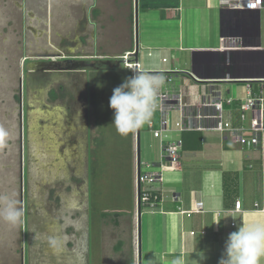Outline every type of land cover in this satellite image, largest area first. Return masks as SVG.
<instances>
[{
    "label": "crops",
    "instance_id": "crops-1",
    "mask_svg": "<svg viewBox=\"0 0 264 264\" xmlns=\"http://www.w3.org/2000/svg\"><path fill=\"white\" fill-rule=\"evenodd\" d=\"M244 1L137 3L138 47L134 57L137 61L139 56L143 58L138 61L139 68L155 75H169L172 81L164 82L162 88L173 96L181 92L185 103L198 104L212 87L217 88L224 98L233 99L232 104H224V116L233 127L246 125L240 115L233 121V112H240L237 104L248 94L260 95V80L264 78V0L260 9L249 10L241 8ZM96 3L97 0H70L61 13L71 30L76 31L77 18H82L85 26L84 30L78 28L79 35L68 48L69 54L79 48L80 54L87 56L84 59L100 58L95 57L102 35L98 18L93 15ZM58 19L56 11L51 19L53 25ZM261 94L264 96V89ZM175 113L179 120L177 110L168 112V117ZM245 114L248 121L253 112ZM153 119L154 128H159L160 113L154 112ZM155 138L159 157L162 142L181 139L182 150L174 163H160V158L152 162L161 165L162 181L154 185L161 200L153 209L140 210L139 239L134 177L133 231L127 264H170L175 256H182L186 264H219L231 232L240 225L264 223L260 151L244 148L227 133L179 131L172 123L162 138ZM236 199L241 201L240 211L234 210ZM197 201L202 202V210L195 212Z\"/></svg>",
    "mask_w": 264,
    "mask_h": 264
},
{
    "label": "flooded vegetation",
    "instance_id": "flooded-vegetation-1",
    "mask_svg": "<svg viewBox=\"0 0 264 264\" xmlns=\"http://www.w3.org/2000/svg\"><path fill=\"white\" fill-rule=\"evenodd\" d=\"M67 26L59 35V52L67 53L75 42ZM77 26L76 36L84 30L82 18ZM55 55L46 50L23 55L18 68L17 133L0 147V196L15 200L21 216L15 223L0 216L4 264H89V67L64 68L68 60L48 58ZM43 60L58 64L48 67ZM92 62L94 69L108 65Z\"/></svg>",
    "mask_w": 264,
    "mask_h": 264
},
{
    "label": "rangeland",
    "instance_id": "rangeland-1",
    "mask_svg": "<svg viewBox=\"0 0 264 264\" xmlns=\"http://www.w3.org/2000/svg\"><path fill=\"white\" fill-rule=\"evenodd\" d=\"M68 2L69 0H0V128L8 132L2 145H6L7 140L17 133L15 92L18 68L22 64L23 55L46 50L57 54L48 57L51 59L60 60L59 58L63 57L66 60H87L84 59L87 56L83 57V54H80L79 48L76 49L78 52L72 54L58 51V35L63 34L68 27L61 15ZM96 4L93 15L98 18L102 35L95 48V57L100 58L89 57L88 60L90 62L93 60L99 66L105 61L115 65L116 60H121L115 58L116 55L124 56L126 50L136 47L134 0H97ZM56 11L60 19L53 25L49 15L52 14L54 19ZM43 21H46V24H43ZM71 31V34L76 36L74 34L76 31ZM41 33L45 35L41 36ZM78 41L80 44L83 43ZM114 58L116 60H113ZM30 59L33 58L30 56L28 60ZM142 59V56L138 57L139 62H142ZM69 65L73 64L66 63L63 67L68 68ZM104 66L105 69L93 67L87 69L90 84L88 108L93 127L92 148L88 160L91 264H100L98 263L100 261L101 264H127L129 250L131 252L129 246L132 243L131 218L137 160L139 157L141 167L145 163L159 161V146L158 138L153 136L147 124L139 129L138 136L137 130L127 136H121L116 131L115 125L112 124L114 110L110 108L109 100L113 89L131 77L132 72L123 63L111 69L107 64ZM163 75L165 74H158ZM233 115V121H237L240 112L234 111ZM170 118V124L175 126L178 115L172 114ZM244 122L248 125L249 119L242 123ZM170 136L173 137V133ZM8 151L7 148L6 152ZM7 157L9 163L11 159L10 156ZM6 173L8 174V171ZM155 207L143 206L142 210ZM4 262V256L2 259L0 254V264Z\"/></svg>",
    "mask_w": 264,
    "mask_h": 264
},
{
    "label": "built area",
    "instance_id": "built-area-1",
    "mask_svg": "<svg viewBox=\"0 0 264 264\" xmlns=\"http://www.w3.org/2000/svg\"><path fill=\"white\" fill-rule=\"evenodd\" d=\"M263 0H246L241 6L242 9L249 10L262 7ZM231 48H236L231 46ZM131 54L122 56L124 65L131 68L132 75L135 73V68L139 69V63H129L127 57ZM131 67H130V66ZM164 82L172 81L171 77L167 74L162 76ZM260 81L263 82L260 95L248 94L246 98L239 103L240 119L245 121L246 111H252L253 114L249 119L248 126L241 125L233 127L228 119L225 118L224 104H232L233 99L224 98L220 90L212 87L207 96L198 103L190 104L185 103L182 99V93L178 92L175 96L171 95L165 88L160 87L157 93V107L154 112L160 113V126L154 128L153 115L147 123L148 128L152 131L154 137L162 138L165 131L170 130L171 119L168 117V112L177 110L180 112V119L175 122V127L179 131H207L212 130L218 133H227L229 136L240 142L244 148H256L261 153L262 174H263V192H264V96L261 92L264 89V78ZM249 88V84H246ZM154 114V113H153ZM163 143V142H162ZM160 143V163L170 161L174 163L178 160L182 150V140L176 139L168 141L164 144ZM161 165L157 162L148 164L145 163L139 169V201L144 207L157 206L161 200L159 190L154 187L162 181ZM257 207V203L254 204ZM264 208V207H262ZM202 210V202H196L195 212ZM234 210H241V201L236 199L234 202Z\"/></svg>",
    "mask_w": 264,
    "mask_h": 264
},
{
    "label": "clouds",
    "instance_id": "clouds-1",
    "mask_svg": "<svg viewBox=\"0 0 264 264\" xmlns=\"http://www.w3.org/2000/svg\"><path fill=\"white\" fill-rule=\"evenodd\" d=\"M127 52L131 54L127 57L129 63L138 62L137 58H134L135 49ZM122 56L118 58H121V63L124 64ZM134 70V75L126 78L113 89L109 100V106L114 110L112 124L121 136L135 132L150 121L157 107L158 90L164 83L162 76L141 69V71L136 68ZM7 136L8 132L0 128V145ZM0 201L4 202L0 216L8 222L15 223L21 216V209L17 207L16 201L7 195L0 196ZM170 264H186V261L182 256H175ZM219 264H264V223L240 225L237 231L231 232L225 242V252Z\"/></svg>",
    "mask_w": 264,
    "mask_h": 264
},
{
    "label": "water",
    "instance_id": "water-1",
    "mask_svg": "<svg viewBox=\"0 0 264 264\" xmlns=\"http://www.w3.org/2000/svg\"><path fill=\"white\" fill-rule=\"evenodd\" d=\"M138 0H134V34H135V38H136V47H135V51L138 47ZM69 63H74L72 66L73 68L74 67H90L91 63H86L84 60H80V61H76V60H68ZM115 65L117 67L120 66L121 64V60H116L115 62ZM48 67H53V66H56L58 63L55 62V61H50L47 63ZM53 64V65H52ZM109 67L108 68H114L115 65H112V64H109ZM138 133H139V129L137 130V136H138ZM139 165H140V161H139V157H138V160H137V187H136V190H137V197H136V206H137V215H138V239H139V216H140V201H139V178H138V175H139ZM139 241V240H138Z\"/></svg>",
    "mask_w": 264,
    "mask_h": 264
},
{
    "label": "trees",
    "instance_id": "trees-1",
    "mask_svg": "<svg viewBox=\"0 0 264 264\" xmlns=\"http://www.w3.org/2000/svg\"><path fill=\"white\" fill-rule=\"evenodd\" d=\"M130 50H133V48L130 49ZM135 56H136V55H135ZM130 134H131V133H130ZM140 208H141V210H142L143 206L141 205ZM119 243H120V242H119ZM116 248L118 249V248H119V245H117ZM129 264H131V262H130Z\"/></svg>",
    "mask_w": 264,
    "mask_h": 264
},
{
    "label": "bare ground",
    "instance_id": "bare-ground-1",
    "mask_svg": "<svg viewBox=\"0 0 264 264\" xmlns=\"http://www.w3.org/2000/svg\"><path fill=\"white\" fill-rule=\"evenodd\" d=\"M129 54V52H127ZM130 66V65H129ZM131 67V66H130Z\"/></svg>",
    "mask_w": 264,
    "mask_h": 264
}]
</instances>
